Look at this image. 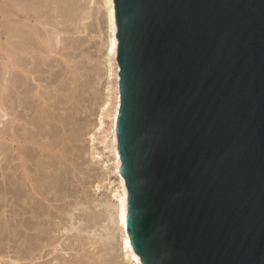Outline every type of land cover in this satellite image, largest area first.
<instances>
[{
    "label": "water",
    "instance_id": "water-1",
    "mask_svg": "<svg viewBox=\"0 0 264 264\" xmlns=\"http://www.w3.org/2000/svg\"><path fill=\"white\" fill-rule=\"evenodd\" d=\"M113 4L133 251L264 264V0Z\"/></svg>",
    "mask_w": 264,
    "mask_h": 264
},
{
    "label": "rangeland",
    "instance_id": "rangeland-1",
    "mask_svg": "<svg viewBox=\"0 0 264 264\" xmlns=\"http://www.w3.org/2000/svg\"><path fill=\"white\" fill-rule=\"evenodd\" d=\"M12 4H15V5H12ZM103 5H104L103 0H18V1H16V0H0V43L7 47L9 53H10V51L11 52L15 51L16 48L19 49L21 47L22 50L24 49L23 52L26 50L25 54H27L29 52L28 54L31 55V57H34V58H31L28 55H23L24 53H22V56L20 57V58H22V60H25V62L22 61L23 63L21 65H23L25 63L22 66V68L26 69L27 71H30L31 72L30 75L32 76V78L30 75H27V74H24V76H23V73L21 74L19 72V70L15 71V69L10 70V73L8 74L9 76H7V74H5L7 76V79L9 78V84L7 85V88L9 91L6 90L7 93L5 92L6 93L5 98H7V99H5V107H7L6 112H7V114H9L8 115L9 117H7V118L4 117L3 120H1L2 125L3 124L4 125L3 126L0 125V126L4 127L5 131L7 130V133L11 132V131H9L8 128H10V126H12L14 131L18 130V132L16 131L17 134L19 133V130L21 132H23L22 134H25L27 131L25 132V130L22 129L21 127L23 125L28 126V127L34 126V123L35 124L37 123L35 121H38V120H36L37 119L36 116H38L37 115L38 113L35 116V113H36L35 111H37L38 108H35L34 107L35 104H32L34 109H36L34 111L32 109V106H29V108H28V105H30L33 102H36V105L38 107L37 103H39V101L37 100V97H36L37 96L36 90L42 89V92L40 90L39 91H40L41 95L42 94L44 95L43 92H45V96H41V95L40 96L44 97L45 103H46V101H47V103L49 101L48 104L51 105V103L53 102L51 107L49 105H47V107H49L50 109L54 108L53 110L52 109L50 110L51 113H54V112L56 113L60 110L59 111L60 113L58 112L59 115L54 114V115H57V119H58V116L61 117V119H59V120H62V118H63V121H64V118H65L64 123H66V119H67V122H69L68 126L69 125L71 126L73 124V123L70 124V122L72 121L71 119L74 118L75 120H77V121H75L73 119V121L76 122V124H74V125H76V127L73 125L71 126L72 128L73 127H75V128H73V129H66L65 128V131L67 130L66 132L70 133V135H71V136H68V139H70L69 137H73L76 134L74 139L72 138L73 141L71 139L72 144L74 142H76V146H75V143L73 144L75 146V148L78 146V141H80L79 142L80 144L77 147L80 149L78 150L76 148L77 154H75V155L72 153V156H70L69 152L71 151V149H69L65 146L67 148V149L65 148L66 150H68V149L70 150L69 152L67 151L68 156H66V158L70 157V158H72V160L69 159V161L64 163L65 165L61 164V165H64L63 172L60 171L61 167H58L57 166L58 164L56 162L54 163V165L56 164L54 167L56 168V166H57V169L59 168L58 169L59 172L62 173L60 175L58 172V175H60V176L63 175L61 178H60V176L58 177V175L56 177V174H54L51 177V178H53L55 176L58 180L60 179V181H58V183L60 184V182H61V184L60 185L57 184V186L59 185L57 187L58 188L57 191L55 190V189H57L56 183H55V181H57V180H53L55 178H53L51 180L52 182L55 183V185H54V184H52L50 179H45V177H46V176H44L45 172L42 171L43 169L41 167L38 168L37 170H35L34 166L29 167V168L34 169V170H32V172L30 171L29 173H31V174L35 173V174H32L35 177L31 176V175H30V177H32L31 180L34 184L36 182L37 185L36 184L35 185H36L37 189L40 188V192L41 191L43 192V190H44L43 193L46 192V194L49 192H52L53 194L56 193V194H54V196L51 193H49L46 196V199H48V198H49V200L52 199L50 202H48V200H43L40 197L42 199L41 200L38 197H36V195H33V194L31 195V188L28 189L30 191V193L28 191H24L27 189V187L29 188V185L28 186L26 185L27 187L26 186L22 187L21 180L20 181L17 180V177L19 178L20 173L17 171L15 173L16 175L13 176L9 171L10 169L8 170L7 166H5L8 164V167H10L9 164L12 162V159H9V161H8V158H9L8 157L6 164H5V162L1 163L3 166L0 164L1 165L0 166V169H1L0 175H2V171H3V173L7 172L10 174V175H8L6 173V175L8 176V179L5 178V180H7V183L4 180H2L3 178H1L2 176H0V178H1L0 185H1V183H3L0 187V189L4 188L5 185H6L5 189L7 188L5 190L6 192L4 191L6 193V195H4L3 197H2V195L0 196V215L4 212L2 214L4 217L2 215H1L2 217L0 216L2 218V219L0 218L1 221L3 220L2 223L0 221V234H1L0 235V264H78L77 263L78 261H79V264H80V262H81V264H128L127 258L124 257V255H123L124 253L120 249V243H121L120 242L121 241L120 240L121 239L120 238V232H119L118 228L115 226V223H113L114 221H112L113 215H111V218H109V214H112L111 213L112 211H110V210H112L110 206L113 204V200L110 197L111 195L109 193V190L116 187L115 183H116V179H117V175L115 173H113L112 169H111L112 159H110V158L112 155L110 153H109L110 155L107 154L108 152L104 153L102 151L101 145L98 144V142L100 141L98 139L99 136L94 132V127H95L97 115L99 113V107L102 104L104 97L109 96V93H106V88L108 87V88L112 89V86H113L114 81H115L114 75L111 76V78L110 77L108 78L106 75V70L108 68L107 63H106L107 61L105 60V57H104V52H105L104 48H105V41H106V26H105L104 19H105V15H106L105 12L106 11H105V8ZM15 13H19L21 15V19L25 23V25H26V22H29V23H27L28 25H26L27 27H25L23 25L24 27L22 26V30H21V27H19L20 29H18V30H17V27H14L15 25H13L11 20L13 18V14H15ZM6 14H7V16H6ZM25 15L26 16H33L34 18L31 17L29 21L25 22L24 21ZM42 21L44 24H42ZM40 22H41L42 26L40 25ZM37 23L40 25V27ZM33 28H34V30H38V31L36 33H33L34 32V30H32ZM24 29H25V31H24ZM19 30H20V32H19ZM27 31H29V32H27ZM42 31H43V33H42ZM37 33H38V35H37L38 37H39V34L41 35L39 38H36L37 36L35 34H37ZM53 33H54V35H53ZM55 33H56V35H55ZM42 35H43V37H42ZM23 36H25V37H23ZM33 38L38 42H36ZM40 39H42V42ZM43 39L45 40V42L48 40V44L50 41L49 45L52 49V51L50 53H47L46 51L43 52L44 50H42V45H41V43H43V41H44ZM15 42H17V43H15ZM55 42H56V44H55ZM24 46H26V47L24 48ZM13 53H15V52H13ZM40 53H42V54H40ZM44 54H46V55H44ZM1 55L2 54L0 52V56ZM1 60H2V57L0 58V73L2 71L1 70V66H2ZM30 60H31V62H30ZM43 61L46 63H43ZM112 62L113 61H111V63ZM31 63H32V65H31ZM37 63H39V64H37ZM113 63L111 64V66L114 65ZM29 65H31L33 68L30 67ZM24 67H26V68H24ZM34 68H37V69H34ZM113 68H114V66H112V70H113ZM26 70H25V72H26ZM113 71H115V70H113ZM12 72H13V74H12ZM35 72L39 76H37V74ZM15 73H17V74H15ZM71 73L72 74L75 73V75H72ZM40 74L42 76H40ZM6 76H4V77H6ZM35 76H37V77H35ZM12 77L14 80L12 79ZM80 77H81V79H80ZM1 78L2 77L0 76V88H1ZM17 78L21 79V80H19V83H18ZM25 78H27V79H25ZM37 78H39L38 79L39 81L37 80ZM62 79H64V80H62ZM12 80H13V82H11ZM76 80H77V82H76ZM16 81H17L18 85L16 84ZM20 81L22 84H26V86H25L26 88L25 87L21 88V86H24V85H22L20 83ZM73 82H74V84H73ZM71 84H73V85H71ZM75 84L77 87L75 86ZM12 85L15 86V89ZM27 85L29 87H31V85H32V87L29 88ZM38 85H40V86H38ZM37 86H38V88H36ZM17 87L19 90L18 94H16L18 92L16 90ZM27 88H28L27 92L29 95L26 93ZM57 88H58V90L60 89V91L62 89V91H61L62 93L58 92ZM55 89L58 93H56ZM67 89H69V90H67ZM73 89H75V90H73ZM33 90L35 93L33 92ZM67 91L69 93H71V95L68 94ZM73 92H74V94H73ZM32 93H33V96L35 95L34 96L35 98L33 99V101H32V99H28L29 97L33 98ZM40 93H38V95ZM66 93H67V95H66ZM12 94L14 96H12ZM106 94H108V95H106ZM51 95H53V96L55 95L54 96L55 98H57V96H59V95H62V96L65 95V97L70 95L68 97L70 99L66 100V98L63 99V97L61 96L62 99L64 100V103H63V100H62V103L67 104L65 106H62L63 104L60 103L61 99H59L61 97H58V99H59L58 100V99L53 98V96H51ZM76 95H77V97H76ZM26 96H28V97H26ZM111 96L114 97V95H112V94H111ZM71 97H72L73 102L71 101ZM20 98H21V100H20ZM74 98L76 101L74 100ZM35 99H36V101H34ZM51 99L52 100L54 99L56 101L57 100L60 101L58 103V107H57V105H53L54 103L55 104L57 103L56 101L54 102V100H53L50 102ZM28 101L30 102V104L26 103ZM68 101L69 102L71 101L70 102L71 104L68 103ZM79 101H82V103ZM18 102H19V104H18ZM65 102H67V103H65ZM74 102H75V104H73ZM23 103L26 107L23 105ZM20 104H21V106H20ZM46 104H45V107H46ZM59 104H60V108H59ZM72 104H73V106H75V109H73L74 107L71 106ZM23 106L26 108V110L31 109L29 111H34V112H32V114H34L36 119H34V116L32 114H31V117L32 116L33 117L31 118L30 112L28 110L26 112L25 108H22ZM52 106H55L56 108L52 107ZM66 106L68 107V109L70 106L72 107V109H71L72 112H69V113H74V114L68 115V113H67L68 117H71V115L73 116V117H71V119L67 118L66 115H65V117H63V115L65 113L63 114L64 109L62 110V108L66 109L67 108ZM55 109H56V111H55ZM73 110H76L79 113L77 112V114H76V111L73 112ZM48 112H49V110H48ZM64 112H66V111H64ZM12 114H15L17 116V118L19 119V120H17L18 123L13 122V124H11L10 126L8 123V124H6L7 125L6 126L5 123H7V121L10 122V120L15 117V115L13 116ZM11 116H13V117L11 118ZM19 116H20V118H19ZM29 117L31 119H34L35 121H32V123H31L30 122L31 120L28 119ZM27 119L29 122L27 121V124H26ZM28 123L33 124V125L30 126V124L28 125ZM38 123L41 126L43 125L42 122H38ZM77 123L79 124L80 127H77L78 126ZM15 124H16V126H15ZM13 125L15 126V128ZM17 126H19V127H17ZM68 126L65 125V127H68ZM71 127H68V128H71ZM32 128H33V130L34 129L36 130L37 127L35 128V126H34V127L30 128L31 132L34 133L35 131H32ZM25 129L28 130L29 128L25 127ZM30 129H29V131H30ZM69 131H72L73 134H71L72 132H69ZM78 131L79 132L81 131V132L79 133ZM86 131H87V133H86ZM60 132L61 131L58 132L55 129V134L56 133L59 134ZM68 133H67V135H69ZM22 134H20V135H22ZM57 134H56V136H57ZM80 134H84V135L81 137ZM92 134H94L93 136H95L94 137V140L96 139L95 141L90 140V136ZM56 136H54V137L56 138ZM55 138H53V139L56 141L57 139H55ZM21 139H22V137H21ZM81 150H82L83 154L81 153ZM91 151L98 153V158L91 160L90 155H91V153H93ZM73 152H74V150H73ZM80 153L82 154V156L80 155ZM78 154H79V156H78ZM79 157H80V159H79ZM13 162L11 163L12 166H14ZM78 162H80L79 166L77 165ZM15 164H16V161H15ZM43 164H44V162H43ZM61 165H59V166H61ZM67 165L69 167L71 166V169L69 170V168H68V170L70 172H68V170H66L67 173H65L64 170L66 167H68ZM4 166H5V169L4 168L3 169L5 171L1 168ZM41 166H43L42 163H41ZM39 169H41L42 173L44 172V175H41L42 173L38 171ZM54 169H53V171L57 172V169L56 170H54ZM51 170L52 169H49V171H51ZM78 170H79V172H78ZM37 171H38V173H36ZM73 172H75V173H73ZM39 173H41V174H39ZM37 174H39V176H42V177L44 176V180L47 181V184H49V185L52 184L54 189H53V187L47 185L46 181L44 183V180H42L43 178H40L39 176H37ZM65 174L66 175L68 174V176L64 177ZM73 174H74V176H73ZM81 174H82V177H80ZM11 175L13 178L11 177ZM78 175H79V177H78ZM15 177H16V179H15ZM36 177L37 178L39 177L38 179L43 181V185H42V183H40L42 186H40V184H39V182H42V181H40V180L36 181V180H38ZM63 178H65V179L67 178V179L64 180ZM68 178H69V180H68ZM74 178L76 180H74ZM10 179H12V180L14 179L15 183L17 185L14 183V180L12 181ZM61 179L63 180V184H62ZM33 180H35V181H33ZM66 181H68V182H66ZM70 181L73 182V183L72 182L70 183L71 186L66 185V184H69ZM8 182H10V183L12 182L14 184H10ZM77 182H79V183L82 182V183H80V185H78L79 183L77 184ZM113 182H115V183H113ZM18 183H21V187H20V184L18 186ZM44 184L47 185V188H48V186L50 187L47 189V190L50 189L49 192L45 189L46 185H44ZM75 184H77V185H75ZM3 185H4V187H3ZM96 185H98L97 188H95ZM75 186H77V187H75ZM41 187H44V189H41ZM64 187H65V189H64ZM12 190L14 192H12ZM21 190H23V191H21ZM54 191H56V192H54ZM26 192L28 195L24 194ZM12 195H14L13 198H12ZM29 195H30V197H29ZM23 196L24 197L26 196V198L23 199ZM27 196H28V199L30 198L29 202H30L31 198L33 199L32 202L33 201L34 202L33 203L31 202L32 206H29L26 203V201L28 202ZM55 196H57V197L59 196V199L61 201H58L59 199L55 198ZM19 198H20V200H19ZM36 198L42 202H39V200H37ZM54 200L58 201V202H55ZM36 201H38L37 204H35ZM52 201H54V202H52ZM45 202L48 203L47 204L48 206L49 205L50 206L47 207ZM75 202H76V204H74ZM103 202H105V204L107 203L105 205V208H103L104 207ZM40 203H42L44 205H42ZM26 204H27V206H26ZM33 204H35L36 206L34 207ZM64 204H65V206H64ZM99 204H101V205L99 206ZM108 205H110V206H108ZM28 206L30 208L33 207L34 209L33 208L32 209L27 208L29 210H26V207H28ZM1 207H2V209H1ZM39 208H42V209H39ZM44 208H45V211H44ZM25 210H26V212H25ZM75 210H76V212H75ZM27 211H28V213H27ZM58 211H60V212H58ZM70 211H72V212H70ZM33 212H35V213H33ZM37 212H38V214H36ZM68 214L70 216H71V214H72V216L74 215L73 217L71 216L72 220L74 219L73 221L70 220L69 217H67V216H69ZM44 215H46V216H44ZM31 216H32V218H31ZM41 221H43V223ZM28 223H29V225H28ZM34 223L37 225V227ZM70 224H72L74 226V230H68V228L70 229ZM25 225L28 228L30 227V230L32 232L28 231L29 229L26 228ZM32 225L35 226L37 229L32 227ZM14 226L17 228H15ZM31 228L33 230L34 229L35 230L33 231ZM66 229L68 230V232ZM4 230H5V232H4ZM78 230H79V232H78ZM15 232H16V234H15ZM94 235H95V237H94ZM104 237H106V238H104ZM35 244H36V246H35ZM90 244H92V245H90ZM43 245H45V246H43ZM36 249L38 252L36 251ZM45 250L48 253L49 252L50 253L48 254L47 252H45ZM30 253L32 256L34 255L33 257H35V255H36V258H38V259H33V260L30 259L29 258L31 256ZM44 253H45V255H44ZM101 255H102V257H101ZM32 256H31V258H33ZM14 262H18V263H14Z\"/></svg>",
    "mask_w": 264,
    "mask_h": 264
},
{
    "label": "bare ground",
    "instance_id": "bare-ground-1",
    "mask_svg": "<svg viewBox=\"0 0 264 264\" xmlns=\"http://www.w3.org/2000/svg\"><path fill=\"white\" fill-rule=\"evenodd\" d=\"M16 1H18V0H16ZM9 2V1H8ZM103 6H104V8H105V13H106V15H105V19H104V22H105V26H106V41H105V52H104V57H105V60L107 61L106 63H107V66H108V68H107V70H106V75H107V77L109 78H111V76H113L114 75V77H115V81H114V84H113V86H112V89L111 88H106V93H109V96H106V97H104V100H103V102H102V104L100 105V107H99V113H98V115H97V119H96V123H95V127H94V132L99 136L98 137V139L100 140L99 142H98V144L99 145H101V148H102V151L105 153V152H108L107 154H111L112 156H111V158L110 159H112V166H111V169H112V172L113 173H115L116 175H117V179H116V183L115 182H113V183H115L116 185V187L115 188H113V189H111V190H109V193H110V197L112 198V200H113V204L110 206V205H108V206H110L111 207V209L112 210H110V211H112L111 213L112 214H109V218H111V215H113V219H112V221H114L113 223H115V226L118 228V230H119V232H120V249L123 251V255H124V257H126L127 258V262H128V264H141V262H140V259H139V257L135 254V252L133 251V249H132V247H131V244H130V242H129V237H128V233H127V231H126V226H125V219H126V213H127V190H126V185H125V181H124V178L121 176V174H120V168H121V160H120V156H119V152H118V148H117V135H116V126H117V120H118V112H119V104H120V95H119V67H118V64H117V61H116V56H117V45H116V25H115V19H114V4H113V0H103ZM12 5H15V4H12ZM23 6V5H22ZM19 7V6H18ZM17 8V7H16ZM103 8V9H104ZM15 9V8H14ZM18 9V8H17ZM21 9V8H20ZM23 11V10H22ZM24 13V12H23ZM32 13V12H31ZM4 14V13H3ZM27 15V14H26ZM25 15V22L26 21H29L30 20V18L31 17H33V16H26ZM6 16H7V14H6ZM12 17V16H11ZM34 18V17H33ZM85 20V19H84ZM12 23H13V25H15L14 27H17V30L18 29H20L19 27H21V30H22V26L24 25L25 27H27L26 25H28L27 23H29V22H26V25H25V23L22 21V19H21V15L19 14V13H15V14H13V18H12ZM7 23V22H6ZM38 24V23H37ZM42 24H44L43 23V21H42ZM42 24H41V22H40V25L42 26ZM35 25V24H34ZM39 25V24H38ZM40 25H39V27H40ZM12 26V25H11ZM23 26V27H24ZM15 29V28H14ZM42 29V28H41ZM30 30V29H29ZM32 30H34V28L32 29ZM24 31H25V29H24ZM38 30H34V32L33 33H36ZM76 31V30H75ZM19 32H20V30H19ZM27 32H29V31H27ZM57 32V31H56ZM25 33V32H24ZM32 33V34H33ZM39 33V32H38ZM38 33L37 34H35L36 36L38 35ZM42 33H43V31H42ZM79 33V32H78ZM21 34V33H20ZM58 34V33H57ZM16 35V34H15ZM24 35V34H23ZM34 35V36H35ZM51 35V34H50ZM53 35H54V33H53ZM55 35H56V33H55ZM41 35L39 34V37H40ZM16 37V36H15ZM23 37H25V36H23ZM22 37V38H23ZM38 36L36 37V38H39ZM42 37H43V35H42ZM18 38V37H17ZM16 38V39H17ZM32 39V38H31ZM34 39V38H33ZM45 39V38H44ZM43 39V40H44ZM52 39V38H51ZM59 39V38H58ZM35 40V39H34ZM41 40V42H42V39H40ZM46 40V39H45ZM45 40L43 41V43H41V45H42V50H44L43 52H47V53H50L51 51H52V49H51V47H50V41H49V44H48V40L45 42ZM56 40V39H55ZM36 41V40H35ZM54 41V40H53ZM36 42H38V41H36ZM62 42V41H61ZM6 43V42H5ZM15 43H17V42H15ZM27 44V43H26ZM29 44V43H28ZM33 44V43H32ZM55 44H56V42H55ZM54 44V45H55ZM39 45V44H38ZM11 46V45H10ZM56 46V45H55ZM62 46V45H61ZM18 47V46H17ZM26 46H24V48H25ZM20 49V50H19ZM19 49H15V51H13V52H15V53H13V52H11L10 51V53H9V51H8V49H7V47L5 46V45H3V44H1L0 43V52H1V56H0V58L2 57V60H1V64H2V66H1V90H0V125H2V122H1V120H3V118L4 117H9L8 115L9 114H7V107H5V99H7V98H5V94L7 93L6 92V90L7 91H9L8 90V88H7V85L9 84V78L7 79V76H9L8 74L10 73V70H12V69H15V71L17 70H19V72L22 74L23 73V76H24V74H27V75H30L31 74V72L30 71H27L26 69H23L22 68V66L25 64H23V65H21L23 62L22 61H24L25 62V60H22V58H20L21 56H22V53H24L23 55H28V56H30L31 57V55H29L28 53L27 54H25L26 52V50L23 52V50L21 49V47L19 48ZM38 49V48H37ZM22 50V51H21ZM28 51V50H27ZM32 52V51H31ZM13 53V54H12ZM36 53V52H35ZM34 53V54H35ZM40 54H42V53H40ZM39 54V55H40ZM53 54V53H52ZM36 55V54H35ZM34 55V56H35ZM38 55V56H39ZM44 55H46V54H44ZM25 58V57H24ZM23 58V59H24ZM31 58H34V57H31ZM38 58V57H37ZM51 58V57H50ZM61 59V58H60ZM63 59V58H62ZM49 60V59H48ZM111 61H113L112 63L114 64V65H112V66H114V68H113V70H115V71H113L112 70V66H111ZM30 62H31V60H30ZM40 62V61H39ZM68 62V61H67ZM29 63V62H28ZM43 63H46V62H44L43 61ZM27 64V63H26ZM37 64H39V63H37ZM31 65H32V63H31ZM31 65H29L30 67H32ZM41 65V64H40ZM71 65V64H70ZM38 66V65H37ZM24 68H26V67H24ZM33 68V67H32ZM38 68V67H37ZM37 68H34V69H37ZM30 69V68H29ZM24 70V71H23ZM25 70H26V72H25ZM31 70V69H30ZM64 70V69H63ZM32 71V70H31ZM18 72V73H19ZM33 72V71H32ZM38 72V71H37ZM36 73V72H35ZM5 74H7V76L5 75ZM12 74H13V72H12ZM15 74H17V73H15ZM33 74V73H32ZM37 74V73H36ZM72 74V73H71ZM62 75V74H61ZM72 75H75V73L74 74H72ZM4 76H6V77H4ZM31 76V75H30ZM37 76H39L38 74H37ZM37 76H35V77H37ZM40 76H42L41 74H40ZM57 76V75H56ZM60 76V75H59ZM79 76V75H78ZM4 77V78H3ZM76 77V76H75ZM82 77V76H81ZM81 77H80V79H81ZM106 77V78H107ZM6 78V79H5ZM21 78V77H20ZM31 78H32V76H31ZM34 78V77H33ZM77 78V77H76ZM12 79H13V77H12ZM18 79V78H17ZM25 79H27V78H25ZM29 79V78H28ZM35 79V78H34ZM39 78H37V80H38ZM43 79V78H42ZM69 79V78H68ZM78 79V78H77ZM11 80V79H10ZM14 80V79H13ZM13 80L11 81V82H13ZM19 80H21V79H18V83H19ZM62 80H64V79H62ZM114 80V79H113ZM39 81V80H38ZM41 81V80H40ZM59 81V80H58ZM74 81V80H73ZM34 82V81H33ZM62 82V81H61ZM72 82V81H71ZM76 82H77V80H76ZM20 83H21V81H20ZM35 83V82H34ZM37 83V82H36ZM41 83V82H40ZM110 83V82H109ZM16 84H17V81H16ZM22 84V83H21ZM29 84V83H28ZM32 84V83H31ZM65 84V83H64ZM73 84H74V82H73ZM73 84H71V85H73ZM80 84V83H79ZM83 84V83H82ZM81 84V85H82ZM15 85V84H14ZM18 85V84H17ZM22 85H24V86H21V88L22 87H25L26 86V84H22ZM37 85V84H36ZM61 85V84H60ZM68 85V84H67ZM13 86V85H12ZM28 86V85H27ZM38 86H40V85H38ZM38 86L36 87V88H38ZM75 86H76V84H75ZM79 86V85H78ZM14 87V89H15V86H13ZM29 87V86H28ZM31 87H32V85H31ZM31 87H29V88H31ZM77 87V86H76ZM85 87V86H84ZM111 87V86H110ZM26 88V87H25ZM34 88V87H33ZM81 88V87H80ZM66 89V88H65ZM18 92L16 93V94H18L19 93V90H18V87H17V89H16ZM40 90V89H39ZM38 89L36 90V92H37V100L39 101V103H37L38 104V107H37V105H36V102H33V103H31L30 104V102L28 101V102H26V103H28V104H30V105H28V108H29V106H32V109L35 111L36 109H34V107L35 108H38L37 109V111H35L36 113H35V116H36V114L38 115V116H36V118H35V116H34V114H32V112H34V111H29V110H31V109H27L29 112H30V117H31V114L34 116V119H36V120H38V121H35L34 119H31L30 117L28 118V119H30L31 121V123H32V121H35V122H37L36 124L34 123V126H35V128L37 127V129L35 130H33V128H32V131H35L34 133H32L31 132V127H34V126H31V125H33V124H30V123H28V125L30 124V126L31 127H28V126H22L21 128L22 129H24L25 130V134H22L23 132H21L20 130H19V133L20 134H22V135H20L19 133L17 134V132H18V130H16V131H14V129L12 128V126H10L11 124H13V122H17V120H19L18 118H17V116L15 115V114H12L13 116L15 115V117L14 118H12L13 116H11V120H10V122H8L7 121V123H5V125L6 124H8L9 123V126H10V128H8L9 129V131H11V132H9V133H7V130L5 131V128L4 127H1L0 126V164L3 162H5V164H6V161H7V158H8V161H9V159H12V162L14 163L13 165L14 166H12V162L9 164V166L11 167H8V164L7 165H5V166H7V169L10 171V173L13 175V176H15L16 174V172L18 171L19 173V178L17 177V180H21V183H22V187H25L26 185L28 186L29 185V188L27 187V189L26 190H24V191H28L29 193H30V191L28 190V189H30L31 188V195L33 194V195H36V197H38L39 199H43V200H48V202H50L51 200H49V198L48 199H46V196L49 194V193H51L53 196H54V194H56V193H52V192H49L50 191V189L49 190H47L48 188H50L49 186H51V187H53V185L52 184H54L55 185V183H56V188L61 184V182H60V184L58 183V181H60V179L58 180L56 177H57V175H58V172H59V168L57 169V166L58 167H61L60 169V171H62L63 172V167H64V163H66L67 161H69V159L70 160H72V158H66V156H68V154H67V151L69 152L70 150L69 149H71V151L69 152V155L70 156H72V153L75 155V154H77V149L79 150L80 148H77L78 146H79V142L80 141H78V146L75 148V146H76V142H74L75 143V146L71 143L72 141H73V139H74V137H75V135L73 136V137H69L70 139H68V136H71L70 135V133H68V132H66L65 131V128L66 129H73V128H75L76 127V125H74V124H76V122L75 121H77V120H75L74 118V120L75 121H73V119H71V117H73L72 115H71V117H68L67 116V113H68V115L69 114H74V113H69V112H72V107L71 106H73V104H75V102L69 107V109H68V107L65 109V108H62V110L64 109V111H66V112H64L63 111V117H65V115H66V117L67 118H69V119H71L72 121L70 122V124H72L73 126H75V127H71L70 125L68 126V124H69V122H67V119H66V123H64V121H65V118H64V121H63V118H62V120H59V119H61V117H59L58 116V119H57V115H54V114H58V112L60 111H58V112H54V113H51V109L49 108V107H47V105H49L48 103H49V101H48V103H47V101H46V103H45V100H44V97H41V96H45V92H43L44 93V95L42 94L41 95V93H40V91L42 92V89L39 91ZM57 90H58V88H57ZM67 90H69V89H67ZM72 90V89H71ZM73 90H75V89H73ZM28 88L26 89V93L28 94ZM39 91V92H38ZM48 91V90H47ZM55 91H56V89H55ZM61 91H62V89H61ZM60 91V89L58 90V92H61ZM6 92V93H5ZM33 92H34V90H33ZM57 91H56V93H58ZM68 92V91H67ZM71 92V91H70ZM78 92V91H77ZM10 93V92H9ZM13 93V92H12ZM24 93V92H23ZM35 93V92H34ZM38 93H40L39 95H38ZM50 93V92H49ZM62 93V92H61ZM48 94V93H47ZM65 94V93H64ZM68 94H70L71 95V93H69L68 92ZM73 94H74V92H73ZM72 94V95H73ZM111 94L112 95H114V97H112L111 96ZM9 95V94H8ZM20 95V94H19ZM29 95V94H28ZM41 95V96H40ZM49 95V94H48ZM56 95V94H55ZM54 95V96H55ZM58 95V94H57ZM66 95H67V93H66ZM70 95H68V96H66L65 97V95L64 96H62V95H59V96H57V98H55L53 95H51V96H53V98H55V99H58V97H63V99L64 98H66V100H68V99H70V98H68ZM79 95V94H78ZM106 95H108V94H106ZM12 96H14L13 94H12ZM35 96V95H34ZM33 96V93H32V97L33 98H28V99H32V101H33V99L35 98ZM26 97H28V96H26ZM25 97V98H26ZM62 97L61 98H59V99H61L60 101H56V100H54V102L56 101L57 103L55 104H53V105H57V107H58V103L60 102L61 104H63L64 103V100L62 99ZM76 97H77V95H76ZM79 97V96H78ZM18 98V97H17ZM50 98V97H49ZM48 99V98H47ZM20 100H21V98H20ZM49 100V99H48ZM52 99L50 100V102L51 101H53ZM62 100H63V103H62ZM65 100V101H66ZM74 100H75V98H74ZM78 100V99H77ZM81 100V99H80ZM8 101V100H7ZM31 101V102H32ZM34 101H36V99L34 100ZM71 101L73 102V100H72V97H71ZM70 101V102H71ZM76 101V100H75ZM69 101H68V103H70ZM78 102V101H77ZM79 102H81L82 103V101H79ZM12 103V102H11ZM25 103V102H24ZM24 103H23V105H24ZM53 103V102H52ZM52 103H51V105H52ZM65 103H67V102H65ZM18 104H19V102H18ZM32 104H35V106L33 107V105ZM45 104H46V107H45ZM71 104V103H70ZM51 105H49L50 107H51ZM65 105H67V104H63L62 106H65ZM79 105V104H78ZM18 106V105H17ZM20 106H21V104H20ZM19 106V107H20ZM25 106V105H24ZM22 107V108H25V107ZM69 106V105H68ZM52 107H55V106H52ZM74 108L73 109H75V106H73ZM81 107V106H80ZM31 108V107H30ZM49 108V109H48ZM56 108V107H55ZM59 108H60V104H59ZM49 110V112H48V110ZM54 109V108H53ZM52 109V110H53ZM81 109V108H80ZM23 110V109H22ZM25 110H26V108H25ZM24 110V111H25ZM27 110H26V112H27ZM71 110V111H70ZM77 110V109H76ZM76 110H73V112L74 111H76ZM55 111H56V109H55ZM9 112V111H8ZM62 112V111H61ZM77 112L78 111H76V114H77ZM60 113V112H59ZM79 113V112H78ZM19 114V113H18ZM21 115V114H20ZM23 115V114H22ZM59 115V114H58ZM61 115V114H60ZM26 116V115H25ZM28 117V116H27ZM19 118H20V116H19ZM26 118V117H25ZM9 119V118H8ZM22 119V118H21ZM28 119L26 120V124H27V121H28ZM5 120V119H4ZM23 120V119H22ZM25 120V119H24ZM79 120V119H78ZM69 121V120H68ZM80 121V120H79ZM5 122V121H4ZM23 122V121H22ZM29 122V121H28ZM38 122H42L43 123V125L41 126ZM75 122V123H74ZM18 123V122H17ZM25 124V123H24ZM25 124V125H26ZM39 124V125H38ZM78 124V123H77ZM82 124V123H81ZM80 124V125H81ZM87 124V123H86ZM4 125V124H3ZM2 125V126H3ZM38 125V126H37ZM65 125H67L68 127H71V128H68V127H65ZM7 126V125H6ZM8 126V127H9ZM14 126V125H13ZM15 126H16V124H15ZM15 126H14V128H15ZM56 126V127H55ZM17 127H19V126H17ZM24 127V128H23ZM25 127H27V128H29L30 129V131H29V129L27 130V129H25ZM77 127H80L79 126V124H78V126ZM7 128V127H6ZM56 129V131H61L59 134H57V136H56V134H55V129ZM60 129V130H59ZM86 129V128H85ZM54 130V131H53ZM75 130V129H74ZM23 131V130H22ZM85 131V130H84ZM31 132V133H30ZM69 132H72V131H69ZM79 132V131H78ZM77 132V133H78ZM81 132V131H80ZM79 132V133H80ZM67 133L69 134V135H67ZM78 133V134H79ZM84 133V132H83ZM86 133H87V131H86ZM94 133V134H95ZM71 134H73V132L71 133ZM94 134H92L91 136H90V140H92V141H95L94 140V137L95 136H93ZM81 135V137L84 135V134H80ZM86 135V134H85ZM54 136H56V138L54 137ZM21 137H22V139H21ZM78 137V136H77ZM53 138H55V139H57L56 141L53 139ZM73 138V139H72ZM53 139V140H52ZM71 139H72V141H71ZM76 139V138H75ZM77 140V139H76ZM71 144V145H70ZM73 145V146H72ZM69 148L68 150H66L67 148ZM66 148V149H65ZM92 149V148H91ZM73 150H74V152H73ZM93 150V149H92ZM94 151V150H93ZM93 151H91V152H93ZM76 152V153H75ZM79 152V151H78ZM81 153H82V150H81ZM80 153V155L82 156V154ZM67 154V155H66ZM109 154V155H110ZM78 156H79V154H78ZM91 160H94L95 158H98V153H95V152H93V153H91ZM79 159H80V157H79ZM76 160V159H75ZM15 161H16V164H15ZM43 162H44V164H43ZM46 162V163H45ZM57 163L58 165L56 166V168L54 167L55 165H54V163ZM83 162V161H82ZM41 163H42V165L43 166H41ZM72 163V162H71ZM75 163V162H74ZM73 163V164H74ZM80 162H78L77 163V165L79 166L80 164H79ZM61 164H64V165H61ZM2 165V164H1ZM0 165V166H1ZM40 165V166H39ZM59 165H61V166H59ZM76 165V166H77ZM3 166V165H2ZM5 166L4 167H1L2 169L4 168L5 169ZM33 167L34 166V168H35V170H37L38 168H42L43 170L42 171H44L45 172V175H44V172L42 173V171H41V169H39L38 171L39 172H41V173H39V174H41V175H44V176H46L45 177V179H50V181L53 179V178H55V179H53V180H57V181H55V183L54 182H52V184L51 185H49V184H47V181L46 180H44V176L42 177V176H39V174H37V176H39L40 178H43L42 180H44V183H45V181H46V184L47 185H49L48 186V188H47V185L46 184H44V185H46L45 186V189L49 192V193H47L46 194V192L45 193H43L44 192V190H43V192L41 193L40 192V188L39 189H37V187H36V182H35V184L32 182V180H31V178L32 177H30V175L31 176H34V175H32V174H35V173H29L30 171L32 172V170H34L33 168H29V167ZM39 166V167H38ZM68 166V165H67ZM75 166V167H76ZM55 169H54V168ZM106 167V166H105ZM68 168H69V170L71 169V166L69 167H66L65 168V173H67V171L66 170H68ZM3 169V170H4ZM31 169V170H30ZM49 169H52L51 171H49ZM53 169L54 170H56L57 169V172L56 171H53ZM68 170V172H70ZM77 170V169H76ZM80 170V169H79ZM79 170H78V172H79ZM82 170V169H81ZM5 171V170H4ZM7 171V170H6ZM8 171V172H9ZM38 171L36 172V173H38ZM53 171V172H52ZM86 171V170H85ZM0 173H1V169H0ZM5 173V174H4ZM3 173V171H2V175H0V176H2L1 178H3L2 180H4L6 183H7V180H5V178H7L8 179V176L6 175V173L7 172H4ZM73 173H75V172H73ZM83 173V172H82ZM8 175H10L9 173H7ZM54 174H56V177L54 176L53 178H51ZM59 174L61 175L62 173L61 172H59ZM64 174V173H63ZM77 174V173H76ZM12 175H11V177H12ZM60 175H58V177L60 176ZM7 176V177H6ZM63 176V175H62ZM62 176H60V178L62 177ZM66 176H68V174L66 175L65 174V176L64 177H66ZM73 176H74V174H73ZM72 176V177H73ZM35 177V176H34ZM38 177V178H39ZM70 177V176H69ZM71 177V178H72ZM78 177H79V175H78ZM80 177H82V174L80 175ZM1 178H0V180H1ZM13 178V177H12ZM37 178V177H36ZM37 178V179H38ZM76 178V177H75ZM74 178V180H76ZM15 179H16V177H15ZM64 180H66L65 178H63ZM78 179V178H77ZM10 180H12V179H10ZM14 180V179H13ZM12 180V181H13ZM40 179H38V180H36V181H39ZM42 180H40V181H42ZM62 180V179H61ZM68 180H69V178H68ZM82 180V179H81ZM33 181H35V180H33ZM49 181V180H48ZM49 181V182H50ZM50 182V183H51ZM66 182H68V181H66ZM72 181H70L69 182V184H66V185H70V183H71ZM83 182V181H82ZM82 182H80V183H82ZM87 182V181H86ZM8 183H10V182H8ZM14 183H15V180H14ZM14 183H10V184H14ZM21 183H18V186H19V184H20V187H21ZM27 183V184H26ZM40 183H42V185H43V181L42 182H39V184ZM73 183V182H72ZM79 182H77V184H78ZM80 183L78 184V185H80ZM3 183H1V185H2ZM16 184V183H15ZM57 184H59L58 186H57ZM62 184H63V180H62ZM77 184H75V185H77ZM86 184V183H85ZM1 185H0V187H1ZM5 185V184H4ZM4 185H3V187H4ZM17 185V184H16ZM41 184H40V186H42ZM65 185V184H64ZM71 186V185H70ZM82 186V185H81ZM5 187H6V185H5ZM5 187L4 188H1L0 189V196L2 195V197L4 196V195H6V189H5ZM8 187V186H7ZM69 187V186H68ZM75 187H77V186H75ZM98 187V185H96L95 186V188H97ZM15 188V187H14ZM62 188V187H61ZM9 189V188H8ZM18 189V188H17ZM21 189V188H20ZM41 189H44V187H41ZM53 189H54V187H53ZM64 189H65V187H64ZM78 189V188H77ZM11 190V189H10ZM56 191L58 190V188L57 189H55ZM63 190V189H62ZM5 191V192H4ZM8 191V190H7ZM21 191H23V190H21ZM39 191V192H38ZM52 191V190H51ZM56 191H54V192H56ZM60 191V190H59ZM12 192H14L13 190H12ZM18 192V191H17ZM61 192V191H60ZM70 193V192H69ZM8 194V193H7ZM11 194V193H10ZM14 194V193H13ZM24 194H27V192L26 193H24ZM50 194V195H51ZM58 194V193H57ZM64 194V193H63ZM28 195V194H27ZM66 195V194H65ZM13 196L14 195H12V198H13ZM52 196V197H53ZM62 196V195H61ZM29 197H30V195H29ZM41 197V198H40ZM44 197V198H43ZM69 197V196H68ZM67 197V198H68ZM10 198V197H9ZM24 198H26V196L24 197L23 196V199ZM55 198H57V199H59V196L57 197V196H55ZM63 198V197H62ZM7 199V198H6ZM17 199V198H16ZM27 199H28V196H27ZM30 199V198H29ZM29 199H28V202L26 201V203L29 205V206H32L31 204L34 202H32V198H31V200H30V202H29ZM37 199V198H36ZM39 199H37V200H39ZM41 199V200H42ZM70 199V198H69ZM10 200V199H9ZM19 200H20V198H19ZM65 200V199H64ZM63 200V201H64ZM55 201V200H54ZM54 201H52V202H54ZM58 201H61L60 199L58 200ZM58 201H55V202H58ZM32 202V203H31ZM37 202L38 201H36V203L35 204H37ZM39 202H42V201H40L39 200ZM51 202V203H52ZM102 202V201H101ZM24 203V202H23ZM64 203V202H63ZM104 204V207L103 208H105V205L107 204H105V202H103ZM12 204V203H11ZM27 204H26V206H27ZM35 204H33V206L35 207L36 205ZM39 204V203H38ZM40 204H42V203H40ZM45 204L47 205L48 203H46L45 202ZM53 204V203H52ZM57 204V203H56ZM74 204H76V202L74 203ZM42 205H44V204H42ZM58 205V204H57ZM101 204H99V206H100ZM26 207V210H29V209H32V208H30V207ZM41 206V205H40ZM50 206V205H49ZM48 205H47V207H49ZM53 206V205H52ZM64 206H65V204H64ZM78 206V205H77ZM87 206V205H86ZM97 206V205H96ZM21 207V206H20ZM46 207V206H45ZM61 207V206H60ZM25 208V207H24ZM27 208H29V209H27ZM64 208V207H63ZM107 208V207H106ZM1 209H2V207H1ZM34 209V208H33ZM39 209H42V208H39ZM61 209V208H60ZM82 209V208H81ZM24 210V209H23ZM26 210H25V212H26ZM36 210V209H35ZM50 210V209H49ZM55 210V209H54ZM58 210V209H57ZM90 210V209H89ZM88 210V211H89ZM2 211V210H1ZM33 211V210H32ZM43 211V210H42ZM44 211H45V208H44ZM82 211V210H81ZM87 211V212H88ZM24 212V211H23ZM58 212H60V211H58ZM70 212H72V211H70ZM75 212H76V210H75ZM86 212V211H85ZM106 212V211H105ZM4 213V212H3ZM2 213V214H3ZM21 213V212H20ZM27 213H28V211H27ZM33 213H35V212H33ZM41 213V212H40ZM46 213V212H45ZM83 213V212H82ZM1 214V215H2ZM22 214V213H21ZM36 214H38V212L36 213ZM35 214V215H36ZM52 214V213H51ZM66 214V213H65ZM70 214V213H69ZM68 214V215H69ZM0 215V216H1ZM34 215V214H33ZM108 215V214H107ZM3 216V215H2ZM1 216V217H2ZM39 216V215H38ZM41 216V215H40ZM44 216H46V215H44ZM66 216V215H65ZM71 216H72V214H71ZM71 216L69 215V216H67V217H69V219L70 220H72V218H71ZM74 216V215H73ZM72 216V217H73ZM0 217V218H1ZM4 217V216H3ZM34 217V216H33ZM31 218H32V216H31ZM36 218V217H35ZM40 218V217H39ZM38 218V219H39ZM76 218V217H75ZM2 219V218H1ZM1 219H0V221H1ZM74 220V219H73ZM72 220V221H73ZM76 220V219H75ZM3 221V220H2ZM2 221H1V223H2ZM23 221V220H22ZM32 221V220H31ZM6 222V221H5ZM42 223H43V221H41ZM18 223V222H17ZM66 223V222H65ZM112 223V224H113ZM4 224V223H3ZM35 224V223H34ZM10 225V224H9ZM8 225V226H9ZM28 225H29V223H28ZM36 225V224H35ZM24 226V225H23ZM4 227V226H3ZM15 227V226H14ZM20 227V226H19ZM25 227H26V225H25ZM32 227H34L35 229H37L36 227H37V225H36V227L35 226H33L32 225ZM40 227V226H39ZM63 227V226H62ZM68 227V226H67ZM106 227V226H105ZM8 228V227H7ZM15 228H17V227H15ZM14 228V229H15ZM26 228H28V227H26ZM29 230L28 231H31L30 230V227L28 228ZM32 229V228H31ZM34 229V230H35ZM79 229V228H78ZM2 230V229H1ZM25 230V229H24ZM33 230V229H32ZM33 230V231H34ZM67 230V229H66ZM68 230H74V226L72 225V224H70V229L68 228ZM68 230H67V232H68ZM76 230V229H75ZM13 231V230H12ZM4 232H5V230H4ZM7 232V231H6ZM11 232V231H10ZM19 232V231H18ZM32 232V231H31ZM78 232H79V230H78ZM29 233V232H28ZM95 233V232H94ZM105 233V232H104ZM108 233V232H107ZM9 234V233H8ZM7 234V235H8ZM13 234V233H12ZM15 234H16V232H15ZM18 234V233H17ZM1 235V234H0ZM3 235V234H2ZM30 235V234H29ZM93 235V234H92ZM100 235V234H99ZM108 235V234H107ZM106 235V236H107ZM111 236V235H110ZM109 236V237H110ZM94 237H95V235H94ZM98 237V236H97ZM30 238V237H29ZM104 238H106V237H104ZM112 238V237H111ZM110 238V239H111ZM94 239V238H93ZM10 240V239H9ZM95 240V239H94ZM49 242V241H48ZM30 243V242H29ZM46 243V242H45ZM90 245H92V244H90ZM35 246H36V244H35ZM38 246V245H37ZM43 246H45V245H43ZM39 247V246H38ZM49 247V246H48ZM51 247V246H50ZM30 249V248H29ZM43 250V249H42ZM36 251H37V249H36ZM44 251V250H43ZM32 252V251H31ZM38 252V251H37ZM36 252V253H37ZM45 252H47L46 250H45ZM33 253V252H32ZM35 253V252H34ZM48 253V252H47ZM50 253V252H49ZM48 253V254H49ZM30 255H31V253H30ZM44 255H45V253H44ZM99 255V254H98ZM32 256V255H31ZM31 256L29 257L30 259H38V258H36V255H35V257H33V258H31ZM38 256V255H37ZM43 256V255H42ZM101 257H102V255H101ZM104 258V257H103ZM29 259V260H30ZM125 259V258H124ZM31 261V260H30ZM29 261V262H30ZM34 262V261H33ZM77 262V261H76ZM14 263H18V262H14ZM78 264H79V261L77 262ZM80 264H81V262H80Z\"/></svg>",
    "mask_w": 264,
    "mask_h": 264
},
{
    "label": "snow or ice",
    "instance_id": "snow-or-ice-1",
    "mask_svg": "<svg viewBox=\"0 0 264 264\" xmlns=\"http://www.w3.org/2000/svg\"><path fill=\"white\" fill-rule=\"evenodd\" d=\"M123 7V6H122Z\"/></svg>",
    "mask_w": 264,
    "mask_h": 264
}]
</instances>
